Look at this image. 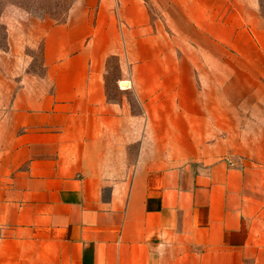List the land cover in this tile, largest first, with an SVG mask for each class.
<instances>
[{
  "label": "crops",
  "instance_id": "0c3cea01",
  "mask_svg": "<svg viewBox=\"0 0 264 264\" xmlns=\"http://www.w3.org/2000/svg\"><path fill=\"white\" fill-rule=\"evenodd\" d=\"M34 27L43 77L0 64V264H264L261 0Z\"/></svg>",
  "mask_w": 264,
  "mask_h": 264
},
{
  "label": "rangeland",
  "instance_id": "374dc122",
  "mask_svg": "<svg viewBox=\"0 0 264 264\" xmlns=\"http://www.w3.org/2000/svg\"><path fill=\"white\" fill-rule=\"evenodd\" d=\"M97 0H0V64H10L17 60L18 64H26L27 73L31 77L40 78L44 75L43 41L37 31V23L46 19L51 23L60 24L66 21L71 8L76 5H93ZM99 1V0H98ZM264 13V0H261ZM116 5V10H117ZM93 16L96 15V8ZM152 12L159 10L150 4ZM118 13V12H117ZM7 20V21H3ZM10 40L15 56L7 55L10 51ZM216 58V56H213ZM112 64L116 69V60ZM20 72V67H19ZM116 70L113 77L116 79ZM20 77V76H19Z\"/></svg>",
  "mask_w": 264,
  "mask_h": 264
}]
</instances>
